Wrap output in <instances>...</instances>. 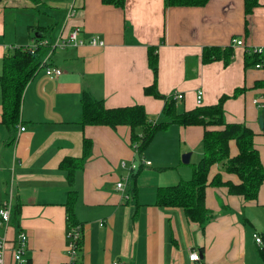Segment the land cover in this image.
<instances>
[{
    "label": "crops",
    "instance_id": "crops-1",
    "mask_svg": "<svg viewBox=\"0 0 264 264\" xmlns=\"http://www.w3.org/2000/svg\"><path fill=\"white\" fill-rule=\"evenodd\" d=\"M259 3L248 16L246 32L244 0H210L199 8H166L164 0H126L123 8L101 0L0 2V75L7 54L15 47L31 46L34 34L40 36L38 29L37 34L29 31L36 28L39 15L50 21L46 38L52 43L75 27L81 28L86 43L96 36L105 42L103 47L87 43L55 48L50 62L63 74L51 79L43 70L37 72L24 91L18 124L3 123L0 83V207L12 196L18 212V218L0 227V239L6 236L10 242L22 230L29 238L30 264L68 260L66 209L71 187L69 171L60 166L65 159L82 158L84 139L89 138L91 154L74 172L75 215L83 231L76 264H248L254 235L263 238L264 233V183L255 200L231 195L227 187L209 186L205 204L212 217L203 232L181 208L159 207L156 201L160 187L192 178L202 157L204 128L171 124L157 132L140 157L131 145L129 127L82 128L81 97L88 91L107 108L143 105L151 121L161 122L165 101L144 93L154 81L148 48L156 46L158 90L166 97L176 91L184 95L177 101L179 113L198 106L200 91V106H211L237 88H248L226 100L225 118L255 132L254 146L264 166L259 124L260 117L264 120V85L254 87L264 81V69L245 68L244 58L248 48L264 47V0ZM72 5L76 12L68 17ZM25 28L28 35L21 33ZM234 39L244 46H234L229 65L224 60L203 63L205 47H226ZM229 147L235 157L237 143L231 141ZM187 153L191 158L185 164ZM195 156L198 162L190 164ZM142 160L151 164L145 166ZM132 164L138 169L131 171ZM218 173L224 182H240L218 164L211 168L209 182ZM121 179L127 180L124 193L116 189ZM193 251L201 254L199 262L190 260Z\"/></svg>",
    "mask_w": 264,
    "mask_h": 264
},
{
    "label": "trees",
    "instance_id": "trees-1",
    "mask_svg": "<svg viewBox=\"0 0 264 264\" xmlns=\"http://www.w3.org/2000/svg\"><path fill=\"white\" fill-rule=\"evenodd\" d=\"M4 0H0L2 2ZM39 4L40 0H31ZM210 0H164L166 8L170 7H205ZM103 5L123 8L126 0H101ZM260 6L259 0H244L245 27L248 31V16ZM34 27H29L33 31ZM35 29V28H34ZM41 37L33 35L36 40L46 39V28L38 27ZM37 34V33H36ZM48 47L38 48L35 54L27 50V47H15L11 53L3 58L2 73L0 75L3 114L2 120L6 125L18 124L21 117L23 94L27 84L39 72L40 62ZM149 67L153 72V83L144 89L147 96L163 99V120L151 121L143 105L107 108L104 100L94 98L88 91H84L81 97L83 116L80 125L108 126L117 129L127 126L131 131V145L141 157L153 141L157 132L166 129L171 124L180 126H202L204 135L202 140V157L195 165L194 173L189 181L181 182L174 186L160 187L157 191L156 204L159 207L181 208L187 218L198 223L202 231L211 220L212 213L206 207V189L209 186L227 187L229 193L242 196L245 200H255L264 183V166L261 162L259 151L254 146L255 132L242 123H228L225 118L224 104L230 98H237L245 93L248 88H237L234 94L224 95L211 106L198 105L191 111L177 112V101L171 96L166 97L158 90L159 54L158 47L148 48ZM234 56V46L205 47L202 53L204 64L224 60L229 65ZM245 68L257 67L263 64L264 54L254 53L251 49L245 52ZM264 85V81H258L255 88ZM264 135V126L262 130ZM235 141L239 153L235 157L230 156L229 144ZM93 147L92 140L85 138L83 142V156L80 159H65L61 168L69 171V192L66 216L67 230L80 225L75 215V204L78 194L74 187V172L83 167L89 158ZM218 164L227 173L239 177L238 184L224 182L221 173H218L211 182L209 174L211 168ZM222 172V171H221ZM137 174L133 175V191L136 192ZM18 218V212L12 213V219ZM82 245V240H81ZM264 259V248L260 250Z\"/></svg>",
    "mask_w": 264,
    "mask_h": 264
},
{
    "label": "built area",
    "instance_id": "built-area-1",
    "mask_svg": "<svg viewBox=\"0 0 264 264\" xmlns=\"http://www.w3.org/2000/svg\"><path fill=\"white\" fill-rule=\"evenodd\" d=\"M76 12V7L74 5L71 6L68 17L74 16ZM82 30L80 27H75L71 32H69L66 36L60 37L56 42H51L49 39H41L35 40V42L27 47V50L32 54H35L38 48L48 47L46 53L41 59L40 69L43 70L47 77L54 79L63 74V70L53 66L50 62L53 50L57 47L62 49L74 47L80 48L85 46L87 43L93 47H103L105 46L104 40L100 37H92L89 42H85L84 39L81 38ZM233 46H244V42L239 39H234L232 41ZM251 49V48H248ZM254 53L264 54V47H256L251 49ZM263 64L257 65V68H261ZM202 96L203 93L200 91L197 95V104H202ZM172 97L176 101H181L184 99V95L178 91L174 92ZM22 131H25V128L22 127ZM142 163L145 166H149L151 163L145 160H142ZM123 166L125 163L123 162ZM138 169L136 164L131 165V171H135ZM127 180L121 179L116 184V189L119 192L124 193L126 191ZM128 198V196H127ZM12 213H13V200L12 196L8 202H6L2 207H0V227L7 226L12 221ZM82 226L77 225L72 229L67 230V247H66V255L68 260L64 264H76L80 255L81 250V240H82ZM255 241L258 246L262 245V238L258 235H254ZM29 247V238L28 235L19 230L15 237L8 242V238L6 236L1 237L0 239V264H30V260L27 256ZM190 260L193 262H199L201 260V254L198 251H193L190 255ZM118 264V263H115Z\"/></svg>",
    "mask_w": 264,
    "mask_h": 264
},
{
    "label": "rangeland",
    "instance_id": "rangeland-1",
    "mask_svg": "<svg viewBox=\"0 0 264 264\" xmlns=\"http://www.w3.org/2000/svg\"><path fill=\"white\" fill-rule=\"evenodd\" d=\"M45 1L48 2L49 0H45ZM47 22H50V21H48V19H45L43 16L39 15V21H37L35 23L36 28L34 27L35 30H33L34 33H36V29L38 27H45L47 29L49 26ZM58 26H60L59 23H58ZM23 31H25V32H23ZM21 33H22V35H28V30L26 28L21 29ZM49 35H50V33H49ZM173 135H174V132L172 131L171 136H173ZM197 162H198L197 156H195V158L191 161L190 164L197 163ZM136 164H138V163H136ZM191 167H193V166H191ZM177 184H179V183H177ZM262 228L264 229V224L262 225ZM261 235L263 237L262 238V241H263L262 245L258 246V244H256L255 241L253 240V247L250 246V248L248 250V259H247L248 264H264V259L260 255V250L262 248H264V233Z\"/></svg>",
    "mask_w": 264,
    "mask_h": 264
},
{
    "label": "water",
    "instance_id": "water-1",
    "mask_svg": "<svg viewBox=\"0 0 264 264\" xmlns=\"http://www.w3.org/2000/svg\"><path fill=\"white\" fill-rule=\"evenodd\" d=\"M38 35H40L39 37H41L42 34H38ZM259 124L263 128V126H264L263 117L259 118ZM190 158H191V153H187V154L183 155V163L188 164L190 162Z\"/></svg>",
    "mask_w": 264,
    "mask_h": 264
}]
</instances>
